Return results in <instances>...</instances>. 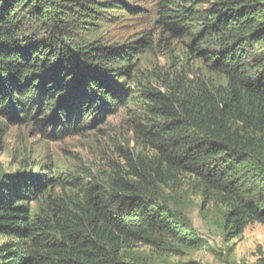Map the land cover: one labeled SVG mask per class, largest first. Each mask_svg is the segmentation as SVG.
I'll return each mask as SVG.
<instances>
[{"label": "trees", "instance_id": "obj_1", "mask_svg": "<svg viewBox=\"0 0 264 264\" xmlns=\"http://www.w3.org/2000/svg\"><path fill=\"white\" fill-rule=\"evenodd\" d=\"M141 19L151 29L138 38L112 36ZM156 39L165 71L142 66ZM121 112L139 145L123 168L100 178L25 157L0 175V264H146L138 245L199 249L208 242L158 199L179 176L219 197L229 238L264 225L263 0H0L2 122L60 141Z\"/></svg>", "mask_w": 264, "mask_h": 264}, {"label": "rangeland", "instance_id": "obj_2", "mask_svg": "<svg viewBox=\"0 0 264 264\" xmlns=\"http://www.w3.org/2000/svg\"><path fill=\"white\" fill-rule=\"evenodd\" d=\"M145 4L148 6L147 2ZM149 29L148 22L141 19L115 27L112 36L116 40H132L138 38L143 30ZM158 39L152 50L142 56V66L161 67L165 71L168 58L162 46L159 47ZM128 118L123 112L118 113L109 118L99 131L78 137H65L60 141L43 139L32 135L27 128L15 127L0 120V175L22 172L21 161L30 157L41 165L51 164L59 168L82 166L102 178L113 169L125 166L123 156L134 158L139 151ZM158 199L171 210L180 213L201 241L208 244L192 251L186 250L182 254L138 245L132 253L146 264L189 261L201 264H253L264 260V225H248L238 237L229 238L223 229L224 205L216 194L204 192L194 179L179 176L175 181L161 185ZM2 241L0 238V244ZM209 246L213 248L212 251L205 249Z\"/></svg>", "mask_w": 264, "mask_h": 264}]
</instances>
